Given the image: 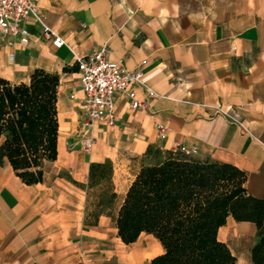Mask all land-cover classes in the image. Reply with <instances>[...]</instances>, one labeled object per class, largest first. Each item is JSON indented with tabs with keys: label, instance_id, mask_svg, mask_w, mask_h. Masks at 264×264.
<instances>
[{
	"label": "crops",
	"instance_id": "0c3cea01",
	"mask_svg": "<svg viewBox=\"0 0 264 264\" xmlns=\"http://www.w3.org/2000/svg\"><path fill=\"white\" fill-rule=\"evenodd\" d=\"M38 4L43 16L27 22L32 33L27 46H20L18 38L0 37V59L7 55L15 62L10 73L0 75L21 82L35 68L60 74L59 153L46 162L43 181L35 184L25 183L8 160L0 161V264H114L108 240L111 230L117 234L120 201L111 206L103 199L113 191L120 194L118 184L115 176L113 185H93L90 179L92 163L106 157L115 162L132 158L135 173L142 163L157 162L147 154L150 148H195V158L229 162L245 171L248 193L264 199V145L213 107L237 113L264 142V0ZM42 23L67 44L54 46ZM10 41L16 45L14 59ZM103 46L109 59L141 68L144 82L159 96L149 97L137 86L146 107L134 109L118 95L116 124L86 127L76 57ZM159 123L167 127L165 139ZM89 136L94 143L86 151L82 140ZM258 237L254 222L232 217L219 230L239 264H253Z\"/></svg>",
	"mask_w": 264,
	"mask_h": 264
},
{
	"label": "trees",
	"instance_id": "16d2710c",
	"mask_svg": "<svg viewBox=\"0 0 264 264\" xmlns=\"http://www.w3.org/2000/svg\"><path fill=\"white\" fill-rule=\"evenodd\" d=\"M59 85L60 74L43 68H35L28 81L0 75V161L8 160L27 184L42 182L44 165L58 158ZM105 168L92 163L93 185H113V168ZM245 181V171L232 163L169 149L161 160L141 164L124 195L113 191L103 201L120 200L115 220L122 242L144 234L160 241L162 251L147 264H239L219 238L231 217L257 225L252 261L264 264V199L249 194Z\"/></svg>",
	"mask_w": 264,
	"mask_h": 264
},
{
	"label": "built area",
	"instance_id": "2783aa9c",
	"mask_svg": "<svg viewBox=\"0 0 264 264\" xmlns=\"http://www.w3.org/2000/svg\"><path fill=\"white\" fill-rule=\"evenodd\" d=\"M43 14L38 0H0V37H13L19 39L22 47L31 42L32 33L27 27L31 19L41 21ZM44 36L51 40L56 47L67 44L66 40L55 29L42 23ZM10 59L15 58V42L10 41ZM108 48L103 46L86 56H77L76 63L80 72V86L83 96L79 98L81 113L86 127H91L97 122H104L114 126L117 121L116 98L118 95L125 96L130 106L134 109L144 108L147 99H139L136 87L146 89L149 97L159 96L158 92L144 82V71L141 68L129 69L122 61H114L107 57ZM75 98V95L72 96ZM214 109L234 124L243 128L252 138L264 145V142L253 133L250 127L240 116L221 105H214ZM159 136L167 137V127L159 123L157 125ZM94 137L89 136L82 140L86 151L92 149ZM174 150H181L187 155H192L196 149L186 146H178Z\"/></svg>",
	"mask_w": 264,
	"mask_h": 264
},
{
	"label": "rangeland",
	"instance_id": "374dc122",
	"mask_svg": "<svg viewBox=\"0 0 264 264\" xmlns=\"http://www.w3.org/2000/svg\"><path fill=\"white\" fill-rule=\"evenodd\" d=\"M15 62L8 59L7 55L0 59V72L10 73L14 69ZM168 149L153 148L151 160H161L167 155ZM106 157L101 162L106 166L107 173L113 168V177L118 184L120 195L125 194V190L134 175V160L130 157H121L119 160ZM115 167V175H114ZM120 201V200H119ZM108 243L112 246V258L114 264H146L148 260L162 251L160 241L150 234L142 235L136 242L125 244L117 236L115 229L110 231Z\"/></svg>",
	"mask_w": 264,
	"mask_h": 264
}]
</instances>
